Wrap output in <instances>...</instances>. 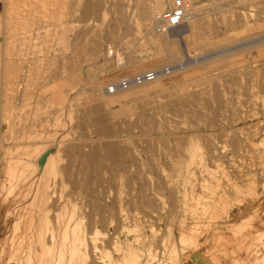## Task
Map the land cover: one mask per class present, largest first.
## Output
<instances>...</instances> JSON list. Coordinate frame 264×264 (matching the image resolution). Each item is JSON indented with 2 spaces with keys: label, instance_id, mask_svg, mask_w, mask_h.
I'll return each mask as SVG.
<instances>
[{
  "label": "rangeland",
  "instance_id": "374dc122",
  "mask_svg": "<svg viewBox=\"0 0 264 264\" xmlns=\"http://www.w3.org/2000/svg\"><path fill=\"white\" fill-rule=\"evenodd\" d=\"M157 1L0 0V264L37 229L41 177L51 264H71V216L101 233L78 264H264V0H187L168 34Z\"/></svg>",
  "mask_w": 264,
  "mask_h": 264
},
{
  "label": "bare ground",
  "instance_id": "6f19581e",
  "mask_svg": "<svg viewBox=\"0 0 264 264\" xmlns=\"http://www.w3.org/2000/svg\"><path fill=\"white\" fill-rule=\"evenodd\" d=\"M187 1V0H186ZM158 2V1H157ZM161 2L162 1H159L157 4V6H156V14L157 15H159L160 16V14H159V11L158 10H161L160 9V6L162 7V5H161ZM163 4V3H162ZM195 19V18H194ZM157 20H158V18H157ZM193 20V18L188 22V24L191 22ZM203 21V20H202ZM201 20H200V22H202ZM194 22V21H193ZM195 22H198L199 23V21H195ZM194 22V23H195ZM196 24V23H195ZM194 25V24H193ZM157 26V25H156ZM184 27H185V25H183ZM188 26V25H187ZM195 26H197V25H195ZM208 26V25H207ZM183 27V28H184ZM198 27V26H197ZM182 28V27H181ZM201 28V27H200ZM191 30H193V33H194V31H196V28H195V30L194 29H191ZM197 30H199V29H197ZM201 30V29H200ZM190 31V30H189ZM202 31V30H201ZM162 32H165V33H167L168 34V32H166V30H162ZM174 33V32H173ZM197 33V32H196ZM195 34V33H194ZM191 35V34H190ZM186 36V35H185ZM184 39H186V38H184ZM185 41V40H184ZM188 42V41H187ZM199 43V42H198ZM190 44V43H189ZM194 44V43H193ZM191 45H192V43H191ZM196 45V44H195ZM198 45V44H197ZM175 53L177 54L179 51L175 48ZM207 53V52H206ZM38 61V60H37ZM45 60H43V62H44ZM134 61V60H133ZM40 62V61H39ZM36 63V62H35ZM41 65H42V63H41ZM27 66V65H26ZM30 66V65H29ZM38 68H39V66H38ZM44 68V67H43ZM72 68V67H71ZM34 70V69H33ZM158 70V69H157ZM97 71V70H96ZM35 72V71H34ZM31 73H33V72H31ZM29 76V75H28ZM26 77H27V74H26V72L24 71L23 72V70H22V72H20V70H18L16 67L13 69V70H10L9 71V74H8V76H7V83H8V85H10V87L11 88H18L17 90H21L22 89V87L24 86V83H25V81H26ZM32 77V76H31ZM104 77V76H103ZM33 80V79H32ZM15 91V90H14ZM16 92V91H15ZM91 98V97H90ZM87 102V101H86ZM98 102V101H97ZM50 115V114H49ZM46 123V122H45ZM45 123H43V126H44V124ZM50 123V122H49ZM46 126V125H45ZM32 127H36V126H32ZM41 127V126H40ZM37 128V127H36ZM34 130V129H33ZM30 132H32V131H30ZM29 133V132H28ZM37 133H39V132H37ZM37 133H35L34 132V134L35 135H38ZM31 135V134H30ZM4 137V136H3ZM3 139V138H2ZM1 141V140H0ZM74 141H75V139H74ZM195 145V144H194ZM197 146H199V145H197ZM78 147V146H77ZM194 147V146H193ZM49 149L50 148H45V149H41L42 151H38L37 152V155H36V157H37V161H38V163H39V168L41 169V170H44V169H46V167L51 163L52 164V157H53V154L51 153V151H49ZM192 149V148H191ZM200 150V149H199ZM191 151V150H190ZM197 151V150H196ZM201 151V150H200ZM185 152H186V150H185ZM198 152V151H197ZM213 153V152H212ZM192 154V153H191ZM209 154V153H208ZM193 155V154H192ZM211 156H213V155H211ZM195 157V156H194ZM197 157V156H196ZM196 157H195V160H196ZM200 157V156H199ZM203 157V156H202ZM202 157H201V159H202ZM190 158V157H189ZM198 158V157H197ZM180 159V158H179ZM185 159V158H184ZM175 160V159H174ZM190 160V159H189ZM193 160V159H192ZM194 160V161H195ZM197 160H199V159H197ZM204 160V159H203ZM181 161V160H180ZM200 161V160H199ZM214 161V160H213ZM178 162V161H177ZM203 162V161H202ZM10 163V161L8 160V164ZM187 163V162H186ZM194 163V162H193ZM195 163H198V162H196L195 161ZM194 163V164H195ZM201 163V162H200ZM177 164V163H176ZM209 164V163H208ZM6 165V164H5ZM178 165V164H177ZM187 165H189L188 163H187ZM199 165V164H198ZM202 165V164H201ZM8 166V165H7ZM202 167V166H201ZM9 168V167H8ZM5 169H6V166H5ZM181 169V168H180ZM14 171H15V169H14ZM187 172V171H186ZM173 173V172H172ZM40 174V173H39ZM194 175V174H193ZM14 176V175H13ZM181 176V175H180ZM187 176V175H186ZM191 176H192V174H191ZM193 177V176H192ZM16 178V177H15ZM40 178V177H39ZM187 178V177H186ZM185 178V179H186ZM40 181L38 182V184L36 185V189L34 190V198H35V200L36 201H38L39 200V204H37V205H39V206H37V211H38V218H39V220H37V221H39L38 222V224L36 225L37 226V229H36V227H35V231H34V225H33V223H31V225H30V227L29 228H27V229H25L23 232L22 231H19V230H17V237H16V240H15V244H14V246L12 247V250H11V259L14 261L13 263H9V264H51V262H52V260H53V258L51 259V258H49L50 256H48L49 255V253H48V255L47 256H45L44 258H42L43 257V255H42V257H40L39 256V252H41L42 254L44 253L45 254V251H46V249H48L47 247H48V244H52V242L54 241V235L52 234L51 236H49L51 233H49V235L47 236V229H49V228H47L46 226H47V224H46V220H45V218L46 217H49V216H46V214H47V211H48V208H47V206H46V199L48 198L49 199V201H50V195H51V187H50V182H49V184L48 183H46L45 182V180L43 179V177H41V179H39ZM199 180V179H198ZM200 182V181H199ZM149 183V182H148ZM150 184V183H149ZM200 184V183H199ZM2 185V184H1ZM20 185V184H19ZM14 186V185H13ZM16 186H18V185H16ZM195 186V185H194ZM161 188V187H160ZM195 188V187H194ZM32 190V189H31ZM201 191V190H200ZM33 192V191H32ZM30 193V192H29ZM29 193H28V195H29ZM201 194V193H200ZM118 197V196H117ZM119 198V197H118ZM46 200V201H45ZM35 201V202H36ZM33 202H34V200H33ZM46 203V204H45ZM200 204V203H199ZM31 205H34V204H31ZM21 208L22 209H27L28 208V205L27 204H25V206L24 205H21V207L20 208H18L17 210H16V215L17 216H21ZM118 213H120V212H118ZM122 213V212H121ZM74 214V213H73ZM77 215V214H76ZM75 215V216H76ZM93 215V214H92ZM82 215H80L79 217H81ZM120 216V215H119ZM72 217L73 216H71L70 217V219L71 220H69V222L67 223V225H66V229H65V237L64 238H67V240L65 239V241L67 242V241H69V239L68 238H70L71 240H70V245H71V248H70V250L72 251V256H69L70 257V259H71V264H78V263H75L77 260H78V262L80 261L79 259L80 258H83V256H84V259H85V257H86V254H84V253H86V252H83L84 251V246H85V243H86V238H85V236L86 235H81V233L80 232H78V231H76V226H77V228H78V224L80 223H78V221H77V223H75V224H73L72 223ZM122 217V216H121ZM74 218V217H73ZM121 219V218H120ZM75 220V219H74ZM77 220V219H76ZM81 220V219H80ZM118 220V219H117ZM48 221V220H47ZM83 221V220H82ZM121 221V220H120ZM198 221V220H197ZM76 222V221H75ZM136 222V221H135ZM84 223H82V225H83ZM94 224V223H93ZM82 225H81V227H82ZM97 227V226H96ZM69 228H72V230H73V233L71 234L72 236L71 237H69L70 235H68V230H69ZM80 228V227H79ZM71 230V231H72ZM85 232H87L86 230H84ZM96 231V233H92V234H94V236H90L89 237V240H87V242H88V244H90L91 243V247H89V245H88V247L89 248H87V245H86V247L85 248H87V250L89 249L90 250V248L92 249V251H93V253L94 252H96L97 250H99L98 248H100V246H98V244H97V240H98V238H97V236L96 235H100V234H97V230H95ZM91 232V231H90ZM89 232V233H90ZM87 234V233H86ZM91 234V235H92ZM90 235V234H89ZM88 235V236H89ZM87 236V237H88ZM51 241V243H49L48 241ZM65 241L63 240V242H64V244H65ZM90 241V242H89ZM100 241V240H99ZM99 243V242H98ZM100 244V243H99ZM55 245V244H54ZM53 245V246H54ZM67 245V244H66ZM49 247H51V246H49ZM55 247V246H54ZM62 248V247H61ZM52 249V248H51ZM64 249V248H63ZM63 249H61V250H63ZM102 249V248H101ZM131 250V249H130ZM85 251H86V249H85ZM150 251V250H149ZM252 251V250H251ZM61 252V251H60ZM62 252H65V251H62ZM99 252H100V250H99ZM99 252H97V253H99ZM46 253H47V251H46ZM88 253H89V251H88ZM92 253V252H91ZM92 253V254H93ZM56 254V253H55ZM55 254H53V255H55ZM80 254H81V256H80ZM154 254V253H153ZM46 255V254H45ZM58 255V254H57ZM91 255V254H90ZM90 255H88V256H90ZM98 255V254H97ZM52 256V255H51ZM59 256H60V254H59ZM59 256H56V258H58ZM61 256L62 257H64V254H62L61 253ZM92 256V255H91ZM90 256V257H91ZM132 256V255H131ZM48 257V259H46ZM53 257V256H52ZM88 258V257H87ZM134 258V257H133ZM154 258H156V255L155 256H152V253L151 252H149L148 254H147V256L146 257H144V260H145V264H151L152 263V261H154L153 259ZM62 258L61 257H59V260H57V264H58V262L61 260ZM84 259H82V260H84ZM157 259V258H156ZM82 260H81V263H82ZM55 261V260H54ZM64 262L66 261V260H63ZM70 261V260H69ZM86 261V260H85ZM158 260H156L155 262H157ZM88 262V261H87ZM133 264H142V262H141V257L140 258H134V260H132L131 261ZM53 263V262H52ZM61 263V262H60ZM59 263V264H60ZM80 263V264H81ZM83 263H84V261H83ZM154 263V262H153ZM152 263V264H153ZM86 264V263H85ZM90 264H91V262H90Z\"/></svg>",
  "mask_w": 264,
  "mask_h": 264
},
{
  "label": "built area",
  "instance_id": "2783aa9c",
  "mask_svg": "<svg viewBox=\"0 0 264 264\" xmlns=\"http://www.w3.org/2000/svg\"><path fill=\"white\" fill-rule=\"evenodd\" d=\"M168 8L160 14L158 17V24L163 30H170L173 28H179L183 25L188 24V22L193 18L194 13L186 0H168ZM169 68L165 69L166 73H169ZM158 72H146L141 75L132 76L130 78H125L121 80L114 87L110 88L112 92L115 89H125L132 84H142L147 81H152L156 79Z\"/></svg>",
  "mask_w": 264,
  "mask_h": 264
}]
</instances>
